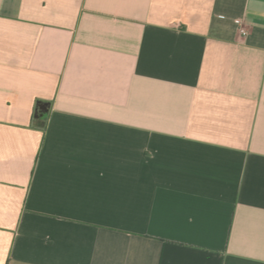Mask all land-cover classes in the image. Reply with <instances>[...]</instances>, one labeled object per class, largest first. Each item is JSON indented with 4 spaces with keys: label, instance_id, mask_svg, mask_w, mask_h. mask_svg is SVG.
<instances>
[{
    "label": "crops",
    "instance_id": "1",
    "mask_svg": "<svg viewBox=\"0 0 264 264\" xmlns=\"http://www.w3.org/2000/svg\"><path fill=\"white\" fill-rule=\"evenodd\" d=\"M0 264H264V0H0Z\"/></svg>",
    "mask_w": 264,
    "mask_h": 264
},
{
    "label": "trees",
    "instance_id": "2",
    "mask_svg": "<svg viewBox=\"0 0 264 264\" xmlns=\"http://www.w3.org/2000/svg\"><path fill=\"white\" fill-rule=\"evenodd\" d=\"M40 102L39 104L37 105L36 107V110H35V119H37L39 121V114H40V110H39V106H40Z\"/></svg>",
    "mask_w": 264,
    "mask_h": 264
},
{
    "label": "water",
    "instance_id": "3",
    "mask_svg": "<svg viewBox=\"0 0 264 264\" xmlns=\"http://www.w3.org/2000/svg\"><path fill=\"white\" fill-rule=\"evenodd\" d=\"M43 107H44V105L41 104V105L39 106V110L41 111V110L43 109Z\"/></svg>",
    "mask_w": 264,
    "mask_h": 264
},
{
    "label": "built area",
    "instance_id": "4",
    "mask_svg": "<svg viewBox=\"0 0 264 264\" xmlns=\"http://www.w3.org/2000/svg\"><path fill=\"white\" fill-rule=\"evenodd\" d=\"M243 34H246V31L245 30H243Z\"/></svg>",
    "mask_w": 264,
    "mask_h": 264
}]
</instances>
